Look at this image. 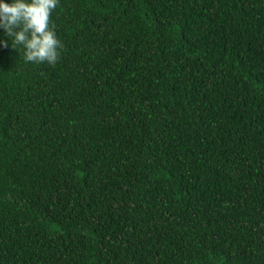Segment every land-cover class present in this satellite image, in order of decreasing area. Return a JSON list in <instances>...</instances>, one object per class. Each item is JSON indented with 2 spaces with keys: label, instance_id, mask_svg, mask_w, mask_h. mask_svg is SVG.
Returning a JSON list of instances; mask_svg holds the SVG:
<instances>
[{
  "label": "trees",
  "instance_id": "16d2710c",
  "mask_svg": "<svg viewBox=\"0 0 264 264\" xmlns=\"http://www.w3.org/2000/svg\"><path fill=\"white\" fill-rule=\"evenodd\" d=\"M55 64L0 45V264H264V0H59Z\"/></svg>",
  "mask_w": 264,
  "mask_h": 264
},
{
  "label": "clouds",
  "instance_id": "9594fccd",
  "mask_svg": "<svg viewBox=\"0 0 264 264\" xmlns=\"http://www.w3.org/2000/svg\"><path fill=\"white\" fill-rule=\"evenodd\" d=\"M59 0H0V35L34 64H55L63 48L51 22ZM8 41L0 39V45Z\"/></svg>",
  "mask_w": 264,
  "mask_h": 264
}]
</instances>
